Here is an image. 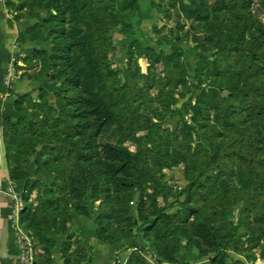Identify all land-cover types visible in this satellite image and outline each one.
Masks as SVG:
<instances>
[{"label":"trees","instance_id":"16d2710c","mask_svg":"<svg viewBox=\"0 0 264 264\" xmlns=\"http://www.w3.org/2000/svg\"><path fill=\"white\" fill-rule=\"evenodd\" d=\"M5 1L9 8L12 2ZM29 3L52 13L43 22H35L26 28L20 33L18 41L39 40L43 32L48 30L53 45L51 52L40 48L33 50L28 55L30 63L33 60L36 63L38 58L47 54L49 58L66 60L71 69L69 72H60V87L55 91L57 107H47L49 114L54 116L48 119L36 117V109L45 108V105L33 100L30 94H24L16 100L22 116L16 118L15 123L12 122L14 119L7 118L4 124L3 137L10 176L15 183L23 185L22 196L25 201L26 193L36 185L30 178L28 168L31 153L17 160L14 166L9 160L6 143L13 141L12 138L19 129L31 132L40 128L45 130L49 126L52 129L51 135L61 129L70 137L83 136L90 131V137L81 147H67L60 143L55 148H50L53 137L48 136L44 141L49 152L56 151L67 162L73 159V154L83 161H89L92 157L90 139L97 140L112 126L123 131V139L142 129L138 104L149 99V91L156 84L153 72L148 70L146 74L142 73L138 64L135 70L127 66L121 74L111 68V30L120 27L122 32H134L131 21L140 11L138 0H31ZM253 3L254 0H214L207 7V0H172V4H179L186 15H193L198 21L206 22V39L212 44L211 49L214 51L210 57L201 56L196 64L198 80L202 73L214 79L209 88L202 85L196 87L200 93L195 103L190 102L188 110L192 113V120L198 117L209 119L213 116L217 121L225 122L226 139L218 144L193 148L179 139V131L168 132L171 142L177 144L173 152L177 157L176 161L186 164L188 185L184 190L186 199L181 203L184 210L166 216L184 222V233L190 242L195 241L201 256L209 252L216 253L211 260L212 264H217L226 255L228 248L238 249L235 241L238 225L231 219L233 206L237 202H242L239 221L248 229V247L260 246L264 241V23L255 18ZM260 3L264 7V0H260ZM157 4L158 2L154 3V8ZM83 13L87 14L84 28L76 24L69 25L71 20L78 23ZM14 19L20 20V16ZM145 56L150 61V67L157 62L171 65L170 79L175 84H191L181 48L166 53L164 49L148 47ZM38 74L46 75L43 72ZM158 83L163 86L168 84L162 80ZM41 89L44 88H40V93ZM224 91L227 93L224 94ZM40 93L38 98L42 100ZM157 99L173 112L172 106L177 101L173 92L161 89ZM24 102L34 110L30 119L23 117ZM75 102L84 105V112L69 108L68 105ZM154 112V117H157L158 109L154 108ZM82 113L85 114L84 118H81ZM7 122L11 123L10 131L6 128ZM185 128L190 129L187 122L182 128L184 139H187L190 131ZM92 144L98 146L103 161L100 171L91 167L89 173L84 175L82 166L77 163L80 159H74L68 165L73 172H77V177L70 174L64 178L63 168L60 173L53 175L52 184L39 192L38 199L47 213L36 218L27 202L21 211V224L24 225L27 221L42 242L46 243L43 259H36L35 264H54L52 251L56 241L50 234L62 221L55 214L59 203L53 193L58 188L69 189L71 196L76 199L82 198L89 191L95 199L100 200L97 225L99 226L101 219L114 215L124 222L128 238L138 222L144 227L145 238L149 237V232L154 228H161L162 224L167 223L165 214L160 211L149 224L143 216V184L148 179V172L140 162V154L131 151L122 142ZM39 154L35 162L38 166H45L47 161H41ZM231 166L236 168L239 183L236 192L226 182L219 181L217 174L212 178L207 177L205 183L200 180L209 172H220ZM108 178L115 182V189L111 194L106 184ZM136 196L137 206L134 203ZM82 211L85 216L90 215L83 207ZM251 214L255 217V224L247 220ZM61 228L65 229V225ZM99 238L109 242L101 236ZM69 240L68 235V240L62 245V252L66 250ZM201 243L207 248L202 247ZM80 250L81 260L89 259L83 244ZM158 252L170 255L166 257L168 264H182L168 244ZM127 264L147 262L138 248L132 252Z\"/></svg>","mask_w":264,"mask_h":264},{"label":"rangeland","instance_id":"374dc122","mask_svg":"<svg viewBox=\"0 0 264 264\" xmlns=\"http://www.w3.org/2000/svg\"><path fill=\"white\" fill-rule=\"evenodd\" d=\"M9 1L12 3L8 9L14 18L20 16V19H28V17L34 16L33 19H31L34 20V23L43 22V20L52 13L46 11L44 8L33 5V3H29L31 0ZM213 1L214 0H207L206 6H211ZM156 10L162 16V23L156 26V29L153 26L146 34L141 32L135 36L134 33L136 30L134 26L133 33L122 32L120 27H115L111 30V37L113 40L110 53V60L112 61L111 68L119 71L121 74L127 66H131L135 70V66L138 64L142 73L146 74L149 70L155 75L156 84L154 88L149 91V99L138 104L141 130L123 139L121 137L123 131H119L116 126H112L106 132L102 133L97 140L89 138L90 151L92 152V157L89 161H83L78 155L73 154V159L67 162L65 161V157L58 156L56 151L49 152L47 148H55L54 146L60 143H64L67 147H81L87 142V138L90 137V131H87L83 136L70 137L61 129H57L54 131V134L51 135L52 129L49 126L45 127V130L40 128L31 132L19 129L17 135L12 138L13 141L6 142L9 160L14 166H16L17 160L19 161V159L31 153L28 168L30 178L32 181L36 182V185L31 191L26 193L27 201H25L22 196V209L25 207L26 202L29 203L31 205L32 214H34L36 218L48 212L47 209H42L44 205L41 204L38 199V194L52 184L54 181L53 175L57 172L60 173L64 168V178L70 174L73 177H77V172H73L68 165L74 159H80L77 163H80L82 166L81 170H83L84 175H87V172L89 173L91 167H94L96 171H100L103 161L100 157L98 146L95 144L93 145L92 142L98 144V142L101 143L106 141L114 144L122 142V144L127 146L131 151L140 154V162L145 166L148 172V179L143 184V216L146 218L148 224L154 220L155 216L159 214V211L164 213L165 216L178 214L184 210L181 203L186 199L184 190L188 185L186 176L187 167L185 163L176 161L177 157L174 156L173 152L177 144L171 142L172 138L168 135V132L172 130L179 131V139H183L184 142L188 143L193 148L202 145L209 146L211 143L218 144L226 139L225 122L217 121L213 116L209 119L198 117L196 120H192V113L188 110L190 102L195 103L200 93V90L196 87L202 85L204 88H209L210 83L214 79L204 73L199 76V80L196 78V64L199 58L201 56L210 57L214 53L211 49L212 44L206 39V22L198 21L193 15H186L179 4H172V0H159ZM252 10L255 18L264 23V7L260 3V0H254ZM86 19L87 14L83 13L78 23L71 20L69 25L72 26L76 24L80 26V28H84ZM118 31L125 33L126 37L119 36ZM44 37L46 38L45 44L42 45L40 49H46L47 52H51L53 45L51 43L52 39L49 38L48 30L43 32L41 39ZM148 47L164 49L166 53H171L181 48L183 50V61L191 84H175L170 79L171 65L168 66L164 62L154 63L150 67V61L145 56L146 48ZM47 56L46 54L38 58L36 63L29 62L28 66L34 67V64H36L38 66V72L45 73L49 80L54 83V87H51L52 89L50 90L41 89L40 95H42V100L38 98L39 96L35 98L36 101L45 105V108L41 107L36 109V117L48 119L54 116V114H49L47 107H57L55 91L60 87V82L58 80L59 77H61L60 72L62 70L69 72L71 68L66 60L60 61L57 58H49ZM159 80L167 82L168 84L163 86L158 83ZM139 81L143 83L142 79H139ZM161 89L170 90L175 94L177 101L172 106L173 112H170L168 106L163 105V103L157 99ZM226 93L227 92L224 91V94ZM150 99L152 100L150 101ZM23 106L25 111L23 117L25 119H30L31 113L34 110L28 107L27 102H24ZM68 106L70 109H78V112H84V105L80 102H75ZM154 108L158 109L157 117H154ZM84 115L82 113L81 118H84ZM12 122L15 123L16 119ZM186 122L190 125V129H185L190 131V135H188L187 139H184L182 128L184 129V124ZM10 124V122H7L6 128H9V126H11ZM161 135L167 137L164 138ZM48 136L51 138L53 137V141H51L49 147H45L44 141ZM32 150H34V152ZM38 154L41 161H47L45 166H38L35 162ZM215 174L218 175L219 181L226 182L232 191H237L239 183L236 175V168L234 166L220 172H209L200 180L202 183H205L207 177L212 178ZM97 175L100 177L99 173H97ZM106 184L109 193H113L115 182L108 178ZM57 186L55 188H57ZM55 190L53 196L57 198L59 203V207L55 210V214H57L58 220L62 221L50 234L56 241L52 251L54 264H57L54 257L57 245H59V257L62 264H90L92 260L89 251L86 250L83 244L78 228V218H82L83 216L86 217L83 214L84 211H82V207L84 210L90 212L88 217L93 216L94 218L97 239L100 240L99 236H101V238L111 243L108 242V244L102 240L100 241L114 246L113 256L109 264H127L132 252L138 248L146 258L147 264H168L166 262V257H170V255L168 253L162 255L158 252L160 249L161 251L164 250L166 244L171 246L173 254L182 264H212L211 260L216 256L214 252H209L203 256L199 254V249L194 244L195 241L190 242L187 239L184 233L185 225L181 219L166 216L165 220L167 223L162 224L161 228L157 227L150 231L148 238L143 236L144 227L141 225V222H138V226L133 228L128 238L127 232H125L124 222L114 215L110 218L101 219V223L99 226L97 225L96 218L100 209V200L95 199L89 191L85 192L82 198L76 199L71 196L70 190L65 189V187ZM134 203L135 206H137V196ZM241 208L242 202H237L233 206V216L231 218L233 222L238 225L235 236L238 249L232 247L228 248L225 251L226 255H223L217 264H264V241L260 246L253 248L248 247V239L250 237L248 229L244 226L245 224L239 221ZM135 215L138 218L137 210H135ZM247 220L251 221V224H255L254 215H249ZM63 225H65V229L61 228ZM23 228L32 237L36 250V259L42 260V255H45L43 249L46 243L42 242L35 229L29 226L27 221L23 225ZM68 235L70 236V242L66 245V250L62 252V245L68 240ZM80 243L83 244L87 251L89 259L81 260L80 256L82 255V250H80ZM201 244L202 247L207 248L204 243Z\"/></svg>","mask_w":264,"mask_h":264},{"label":"crops","instance_id":"0c3cea01","mask_svg":"<svg viewBox=\"0 0 264 264\" xmlns=\"http://www.w3.org/2000/svg\"><path fill=\"white\" fill-rule=\"evenodd\" d=\"M138 1L140 11L131 21L136 30L135 36L141 32L146 34L153 26L162 23V16L154 8V3L159 0ZM33 23L34 20L31 19H14L6 1L0 0V264H19V242L13 217L15 202L9 188L21 195L23 191V186L15 183L10 176L3 137L4 124L7 118L16 119L22 116L16 106V100L21 95L30 94L33 98L35 93L38 97L40 88L50 90L54 87L47 75L38 74L37 65L28 66V55L42 47L46 38L18 41L20 33ZM118 35L126 37L121 31H118ZM32 63H35V60ZM35 98L33 100H36ZM78 219L81 239L92 257L90 264H109L114 246L97 239L93 216ZM54 257L57 264H62L59 245L55 248Z\"/></svg>","mask_w":264,"mask_h":264},{"label":"built area","instance_id":"2783aa9c","mask_svg":"<svg viewBox=\"0 0 264 264\" xmlns=\"http://www.w3.org/2000/svg\"><path fill=\"white\" fill-rule=\"evenodd\" d=\"M9 192L15 202L13 217L19 242V264H35L36 250L34 248L32 237L27 231L24 230L20 221V214L23 207L22 195L16 193L12 188H9Z\"/></svg>","mask_w":264,"mask_h":264},{"label":"water","instance_id":"95a60500","mask_svg":"<svg viewBox=\"0 0 264 264\" xmlns=\"http://www.w3.org/2000/svg\"><path fill=\"white\" fill-rule=\"evenodd\" d=\"M35 97H36V94L34 93V94H33V98H35Z\"/></svg>","mask_w":264,"mask_h":264}]
</instances>
